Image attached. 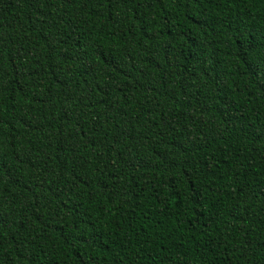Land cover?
<instances>
[{
	"label": "trees",
	"instance_id": "trees-1",
	"mask_svg": "<svg viewBox=\"0 0 264 264\" xmlns=\"http://www.w3.org/2000/svg\"><path fill=\"white\" fill-rule=\"evenodd\" d=\"M0 264H264V0H0Z\"/></svg>",
	"mask_w": 264,
	"mask_h": 264
}]
</instances>
